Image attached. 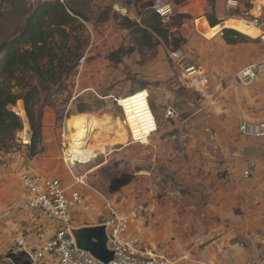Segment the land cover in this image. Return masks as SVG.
Returning <instances> with one entry per match:
<instances>
[{
  "label": "rangeland",
  "instance_id": "rangeland-1",
  "mask_svg": "<svg viewBox=\"0 0 264 264\" xmlns=\"http://www.w3.org/2000/svg\"><path fill=\"white\" fill-rule=\"evenodd\" d=\"M42 1L16 0L12 8L0 13V45L22 30L31 10ZM65 1L87 19H81L85 61L80 70L55 83L27 77L37 93L38 120L42 115L37 127L41 129L43 151L32 155L31 141L24 142L25 131L32 134L26 112L15 142L8 143L11 148L0 143V261L16 264L13 258L19 253L28 260L18 240L24 237L37 250L46 241L42 226L52 222L40 210L21 208L27 198L21 177L27 172L60 177L68 192L82 188L85 196L96 195L101 202L102 195L106 196L129 217L130 235L151 248L173 249L176 244L196 241L199 258L206 259L201 264H223L218 246L223 241L251 253L264 240V138L240 133L236 109L224 103L223 71H208L210 91L202 93L186 84L179 61L172 57L181 51L185 64L202 65L204 69L205 64L216 63L222 52L219 40H208L200 33L207 15H216L218 4L225 20L252 22L256 14L251 0L234 7L228 6V0H188L181 4L173 0L174 14L166 23L169 39L155 47L141 46L142 40L134 38L132 30L119 22L121 16H127L140 25H149L154 10L145 5L153 0ZM181 5L189 6L184 12ZM260 23L264 32V9ZM252 29L257 27L238 30L249 35ZM246 35V41L254 39ZM254 43L256 57L263 58L264 39ZM121 46L135 49L116 61L112 53ZM217 65L222 67L223 59ZM235 86L247 85H239L236 79ZM144 89L150 93L156 119L158 112L164 114V121L156 136L140 144L133 143L117 99ZM81 104L87 107L84 113L78 111ZM169 107L177 111L175 116H167ZM20 108L25 109L22 100L12 107L17 112ZM87 117L89 123L85 122ZM73 125L78 127L70 132ZM70 133L78 135L77 160L83 162L72 169L63 160V135ZM91 157L95 158L88 162ZM246 171L251 173L249 177H245ZM83 175L86 185L76 181ZM119 177L128 184L111 193V182ZM82 213L83 219L87 214ZM209 244L212 250L202 254L199 250Z\"/></svg>",
  "mask_w": 264,
  "mask_h": 264
},
{
  "label": "built area",
  "instance_id": "built-area-1",
  "mask_svg": "<svg viewBox=\"0 0 264 264\" xmlns=\"http://www.w3.org/2000/svg\"><path fill=\"white\" fill-rule=\"evenodd\" d=\"M256 1L251 0L253 9L256 8ZM238 4L239 0H228L229 7ZM152 8L164 23H167L174 14L175 4L173 0H153ZM259 9L262 13L264 5H260ZM261 13L260 15H254L252 20V23L259 27H261ZM172 57L179 61L183 69L185 82L189 87H193L202 93L210 91L211 76L208 72L197 64H185L181 51L174 52ZM84 61L85 57L82 56L76 69L80 70ZM263 75L264 60L239 69L236 73V79L239 85H249ZM138 92L117 99V102L125 113V123L130 129L133 143L146 144L151 136L158 131V122L151 107L150 95ZM139 105L141 106L140 109H143L146 121H143L144 119L140 115L138 116L136 107ZM12 110L20 117L26 112L22 108L18 112L15 109ZM21 110L24 111V114ZM152 113L154 116H152ZM176 113L177 111L173 107L167 109L168 117L175 116ZM239 131L246 137L263 139L264 119H243L240 122ZM63 137L65 149L63 160L66 166L72 169L81 163L79 160L73 162L69 159V150L72 146L69 136L64 134ZM31 140L32 134L26 131L24 142L29 143ZM250 174L246 171L245 177H249ZM76 181L79 184L86 185L85 175L77 177ZM21 182L27 193V198L21 204V208L40 210L48 220L57 224L53 236L47 239L37 250H33L25 238L18 240L19 247L24 249L33 264L39 262L47 253L54 254L59 259L60 264H172L171 259L165 254L150 248L139 237L130 235L129 217L104 195H102L101 215L98 225L106 227L108 248L114 252V258L109 262L102 261L91 252L79 248L73 234L75 227L73 225L72 208L76 205H82L88 211L91 206L81 188L68 192L60 177L40 173H24ZM262 248L251 264H264V240Z\"/></svg>",
  "mask_w": 264,
  "mask_h": 264
},
{
  "label": "trees",
  "instance_id": "trees-1",
  "mask_svg": "<svg viewBox=\"0 0 264 264\" xmlns=\"http://www.w3.org/2000/svg\"><path fill=\"white\" fill-rule=\"evenodd\" d=\"M188 0H175L176 4ZM16 0H0V13L12 8ZM147 8L152 7L146 3ZM186 17V14H181ZM85 15L66 3L65 0H45L39 2L30 12L22 30L13 38L0 45V143L11 148L9 142H15V133L23 128V120L12 107L19 100L24 108L32 130L31 153L43 151L42 133L37 124V93L30 88L27 77H37L53 83L69 77L76 71L79 59L84 55L83 42ZM211 27L219 26L221 21L214 15H207ZM149 25H140L127 16H121L119 22L131 29L133 36L142 40L141 46L159 45L162 40L169 39V25L154 11ZM167 26V27H166ZM229 27V26H226ZM227 41L228 36L243 38L234 27L223 30ZM245 38V37H244ZM134 46H121L112 53V59L120 61L130 55ZM11 106V107H10ZM79 113L87 110L85 104L79 105ZM24 114V111L21 110ZM128 184L127 179L115 178L110 185V192L115 193Z\"/></svg>",
  "mask_w": 264,
  "mask_h": 264
},
{
  "label": "crops",
  "instance_id": "crops-1",
  "mask_svg": "<svg viewBox=\"0 0 264 264\" xmlns=\"http://www.w3.org/2000/svg\"><path fill=\"white\" fill-rule=\"evenodd\" d=\"M196 1H205V0H196ZM242 1H245V0H239V2H242ZM246 1H249V0H246ZM262 4L264 5V0L256 1V8L253 10V12L256 15H260L261 11L259 9V6ZM188 6L189 5H181V10L185 12ZM215 14H216L215 16L222 23H220L219 26L211 27V25L209 24V21L206 20L208 23L204 22L206 26L203 27V30L200 33L202 36H204L208 40L218 39L219 43L221 44L222 52L218 54V57L216 58V61H217L216 63L205 64V69L203 68L202 65L201 66L199 65V66L202 67L206 72L208 71L214 72L215 70L220 71V72L223 71L224 86L226 88L225 90L226 98L224 100V103L226 107H229V108L234 107V109H236V114L241 121L243 119H249V120L264 119V75L259 77L253 83L247 86H243L240 88H236L235 86V82H236L235 75L239 69L249 64L263 61L264 57L263 58L256 57V54L254 52L256 49V45L254 42L258 38L264 39V32L259 26H257V29H252L251 31H248L249 35H246L239 31L240 33L246 36L254 38L251 40V42H248L246 41V39H243V38L242 39L237 38L235 36H228V38L232 40L231 42H228L227 37L225 38L223 29L229 28V27L237 28L236 27V23L238 24L237 20H242V19L229 18L227 19L228 21L225 20V18L220 16L219 14L218 4L215 6ZM238 25H239L238 29L242 27L240 26V24ZM226 26H229V27H226ZM206 35L209 38H207ZM261 55L264 56V54H261ZM222 59H223V66L222 67L220 66V68H222L220 69L219 65L217 64ZM154 106H155V102L153 100V107ZM156 115H157V122L159 126L164 121V114L161 115L157 112ZM158 133H159V128H158V132L153 134V136H156ZM86 198L89 200V203L91 204L90 210L86 211L82 205H76L72 208V215H73V222H74L73 225L75 229L98 225L100 215H101L102 202L96 195L92 196L91 194H89L88 196L86 195ZM80 213L87 214V216H85L82 219L80 216ZM85 222H89V223H85ZM56 226L57 224L55 222H50L49 224L42 226L41 230H43L46 240L49 239L51 236H53L56 230ZM224 237L226 238L227 235H224ZM194 242L196 244H193V242L191 241L183 243V244L181 243L176 244L174 247L175 249L174 248L173 249H169V248L161 249L160 247H153L152 249L156 250L157 252L165 254L167 257L171 259L172 264H201V263L206 262L205 261L206 259L199 258L200 253L198 252V249H200V247L197 246L198 243L196 241ZM259 242L261 243L262 240ZM260 243L254 246V248L251 250V253H248L247 250L242 248V246L238 247V245H234L230 243L229 241L228 242L223 241L222 246L218 245L219 248L222 249V251H219V257L221 259L220 261L223 262V264H248V262L250 263L251 260L253 261L259 255L262 249V248H259V245H261ZM146 245L148 246V244ZM212 246L213 245L209 244L207 247H205L204 250H199V251H201L202 254H204L206 250L207 251L212 250ZM261 247H263V242H262ZM156 248H159V249L157 250ZM232 251H235V252L232 253ZM249 258H251L250 261H248ZM0 264H6V263L3 261H0ZM39 264H60V262L56 256L47 254Z\"/></svg>",
  "mask_w": 264,
  "mask_h": 264
},
{
  "label": "water",
  "instance_id": "water-1",
  "mask_svg": "<svg viewBox=\"0 0 264 264\" xmlns=\"http://www.w3.org/2000/svg\"><path fill=\"white\" fill-rule=\"evenodd\" d=\"M73 234L79 248L91 252L94 256L104 262L114 258V252L108 248V236L106 227L103 225L82 227L74 229ZM19 262L13 258L16 264H32L31 259ZM25 260V261H24Z\"/></svg>",
  "mask_w": 264,
  "mask_h": 264
},
{
  "label": "bare ground",
  "instance_id": "bare-ground-1",
  "mask_svg": "<svg viewBox=\"0 0 264 264\" xmlns=\"http://www.w3.org/2000/svg\"><path fill=\"white\" fill-rule=\"evenodd\" d=\"M228 21V20H227ZM236 21V20H235ZM237 22H238V24H240V26H242V27H257L254 23H252V22H248L247 20H245V19H242V20H237ZM139 91V90H138ZM140 92H144V94H148V95H150V93H149V91L147 90V89H144V90H141V91H139L138 93H140ZM138 104V103H137ZM138 110H137V113H138V116L140 115V117L141 118H143L144 120L143 121H146L145 120V118H146V116L144 115V112H143V109H140L141 108V106L139 105V106H137L136 107ZM124 112V111H123ZM152 112V111H151ZM125 114V113H124ZM152 116H154L153 115V113H152ZM85 122H87V123H89L90 122V117L88 118H86L85 119ZM115 124V123H114ZM124 124H125V122H124ZM98 125H100V126H104L105 127V124H103L102 122H99L98 123ZM76 126L77 125H73L71 128H69V130H70V132L72 131V130H75V128H76ZM78 127V126H77ZM29 128V127H28ZM106 128V127H105ZM114 129H116V128H112V130H114ZM25 130H27V129H25ZM128 130H129V133H130V129H129V127H128ZM26 132V131H25ZM68 136H69V141H70V143H71V146H72V148H71V150H69V159L70 160H72L73 162L75 161V160H77V158H78V156H79V152H78V146H77V141H78V135H77V133H70V134H68ZM28 140L26 139V142H27ZM67 153H68V151H67ZM98 156V155H97ZM96 156V157H97ZM92 158H95V157H91L89 160H88V162H90L91 161V159ZM80 163H83V162H80ZM87 163V162H86ZM85 164V163H84ZM47 254H51V253H47ZM46 254V255H47ZM45 255V256H46ZM51 255H53V254H51ZM44 256V257H45ZM43 257V258H44ZM42 258V259H43ZM41 259V260H42Z\"/></svg>",
  "mask_w": 264,
  "mask_h": 264
},
{
  "label": "flooded vegetation",
  "instance_id": "flooded-vegetation-1",
  "mask_svg": "<svg viewBox=\"0 0 264 264\" xmlns=\"http://www.w3.org/2000/svg\"><path fill=\"white\" fill-rule=\"evenodd\" d=\"M14 259L18 260L19 262H22L23 261V254L22 253L16 254Z\"/></svg>",
  "mask_w": 264,
  "mask_h": 264
}]
</instances>
